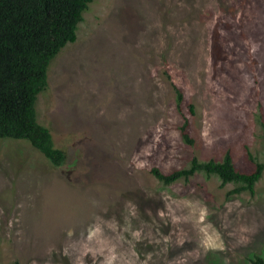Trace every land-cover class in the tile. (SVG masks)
Segmentation results:
<instances>
[{"label":"rangeland","instance_id":"1","mask_svg":"<svg viewBox=\"0 0 264 264\" xmlns=\"http://www.w3.org/2000/svg\"><path fill=\"white\" fill-rule=\"evenodd\" d=\"M47 77L37 120L66 160L0 138V264L264 255V172L232 196L217 176L152 173L227 152L241 172L264 162V0H94Z\"/></svg>","mask_w":264,"mask_h":264},{"label":"trees","instance_id":"2","mask_svg":"<svg viewBox=\"0 0 264 264\" xmlns=\"http://www.w3.org/2000/svg\"><path fill=\"white\" fill-rule=\"evenodd\" d=\"M93 1L0 0V138L28 141L54 166L62 165L66 154L55 147L49 128L38 122L36 101L47 87L50 62L66 44L76 40L78 24ZM181 100L182 94L177 90V103ZM186 126L185 120L180 127L182 137L193 143ZM198 172L217 176L220 186L233 183L227 196L246 191L254 195L264 162L256 161L251 172H241L227 152L221 161L192 157L189 166L168 174L152 169L164 185L179 179L187 181ZM250 262L264 264V255H256Z\"/></svg>","mask_w":264,"mask_h":264},{"label":"bare ground","instance_id":"3","mask_svg":"<svg viewBox=\"0 0 264 264\" xmlns=\"http://www.w3.org/2000/svg\"><path fill=\"white\" fill-rule=\"evenodd\" d=\"M119 50V49H118ZM243 224V223H242ZM237 242V241H236Z\"/></svg>","mask_w":264,"mask_h":264}]
</instances>
